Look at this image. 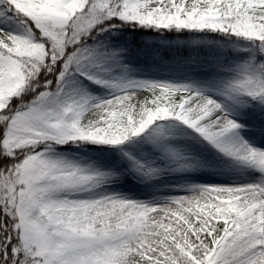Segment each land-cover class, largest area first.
<instances>
[{
    "label": "snow or ice",
    "instance_id": "6c2138e0",
    "mask_svg": "<svg viewBox=\"0 0 264 264\" xmlns=\"http://www.w3.org/2000/svg\"><path fill=\"white\" fill-rule=\"evenodd\" d=\"M0 264H264V0H0Z\"/></svg>",
    "mask_w": 264,
    "mask_h": 264
}]
</instances>
